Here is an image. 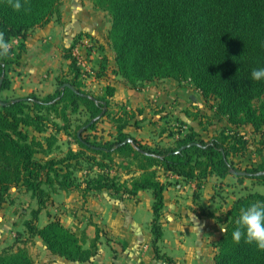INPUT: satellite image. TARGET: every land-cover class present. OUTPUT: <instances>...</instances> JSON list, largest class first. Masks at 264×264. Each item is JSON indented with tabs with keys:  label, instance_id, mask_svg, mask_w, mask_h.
Returning a JSON list of instances; mask_svg holds the SVG:
<instances>
[{
	"label": "trees",
	"instance_id": "trees-1",
	"mask_svg": "<svg viewBox=\"0 0 264 264\" xmlns=\"http://www.w3.org/2000/svg\"><path fill=\"white\" fill-rule=\"evenodd\" d=\"M91 3L110 17L106 41L113 53L115 75L138 91L165 79L189 83L207 105L212 104L208 107L228 127L207 141L190 130L169 146H150L132 138L124 130L132 123L139 128V121L135 120V111L121 106L113 112V86H105L100 96L84 91L85 69L73 54L76 46L86 40L98 53V65L93 69L96 80L106 75L109 63L102 45L89 34H79L64 54L69 76L59 79L54 93L43 97L34 93L23 98L0 96V209L10 201L12 189H23L37 204L15 241L0 250V264H35L27 247L35 238L41 239L50 254L70 262L85 263L96 257L100 229L88 240L85 235L78 237L58 218L49 216L42 227L38 220L58 192L78 193L85 202L102 190L121 197L136 196L140 191L152 194L150 233L154 256L156 260L174 264L158 247L163 235L160 219L166 188L159 180L160 171L173 173L185 182L195 181L197 189L209 177L223 180L228 176H233L240 185L249 180L262 187V192L243 187L245 193L235 198L223 217L213 216L226 229L214 246L213 264H264V251L258 250L255 243H245L243 238L238 244L232 240L240 210L264 202V162L244 168L234 162L235 157H244L249 150L246 134L240 131L242 127L250 126L253 133L263 137L264 80H253L251 72L264 68V0H91ZM21 4L16 11L8 0H0V32L9 42L19 41L16 51L11 48L7 56L0 57V93L10 88L9 65L17 63L30 34L53 19L56 22L61 19L62 0H21ZM82 110L88 119L76 136L79 149H69L62 158L51 156L56 136H38L50 126L55 128L49 116L67 125L68 114ZM104 118H108L115 131L110 139L94 135V140H90L83 136L87 131L96 132ZM65 129L68 131L69 126ZM178 131L181 133V128ZM127 139L132 143H127ZM115 157L128 167V178L120 180L109 173ZM83 159L98 172L78 176L76 171Z\"/></svg>",
	"mask_w": 264,
	"mask_h": 264
},
{
	"label": "crops",
	"instance_id": "crops-1",
	"mask_svg": "<svg viewBox=\"0 0 264 264\" xmlns=\"http://www.w3.org/2000/svg\"><path fill=\"white\" fill-rule=\"evenodd\" d=\"M92 7V3V10L83 8L81 4L72 8L70 6L65 13L62 11V25L51 21L30 34L17 63L9 65L7 77L10 80V88L2 92L5 98H23L32 93L43 97L54 93L57 80L62 76H69L68 61L64 59L65 50L72 45V37L85 33L104 47L109 63L106 75L96 80V87L101 93L95 96H100L105 86L111 85L115 90L112 102L123 105L130 111H135L136 107L144 109L142 115L136 113L135 116V120L139 121V128L132 123L124 130L132 138L150 146H169V143H164L171 141L173 144L176 138L190 130L195 131L200 139L207 141L217 131L228 127L211 108H206L208 105L200 92L189 83L186 86L193 87V94L188 92L184 83L172 79L147 84L139 91L131 89L123 80L122 82L114 74L112 51L111 55L106 51L110 17L104 19V14H107L95 11ZM99 14L102 16L101 20L98 18ZM11 43L16 51L19 41L13 40ZM93 55L94 59H99L98 54L93 52ZM107 79L109 83H106ZM199 108H204L209 113L205 112L199 117ZM148 113L153 118L148 117ZM203 117H206L208 122H202ZM149 120L154 128L149 125ZM219 122L223 123L222 126ZM241 129L250 145L244 157L234 158L235 163L244 161L251 153L250 137L255 139V144L258 142V134L253 133L250 126ZM262 162L264 160L248 164L246 161L242 168L257 166ZM158 177L166 184L164 210L160 219L163 235L158 243L159 249L169 256L174 264H213L216 252L214 246L223 234L221 230L224 229L213 216L223 217L236 198L233 194L223 198L225 192L219 195L217 188L218 185L223 186V182L228 185L234 181L236 183V179L233 176L223 180L209 177L201 188L197 189L195 181L185 182L173 173L165 174L160 171ZM10 199L11 201L3 204L0 209V250L14 242L16 234L23 231V222L29 219L30 212L37 207L36 201L23 189H12ZM152 203L153 197L149 191H140L136 196L121 197L108 190H102L85 202L78 193L58 192L51 197L47 209L40 213L38 225L42 227L50 217H55L78 237L85 235L88 240L94 238L98 228L101 230L99 253L89 262H70L50 254L41 239L35 238L27 246L29 254L35 264H166L156 260L151 243Z\"/></svg>",
	"mask_w": 264,
	"mask_h": 264
},
{
	"label": "rangeland",
	"instance_id": "rangeland-1",
	"mask_svg": "<svg viewBox=\"0 0 264 264\" xmlns=\"http://www.w3.org/2000/svg\"><path fill=\"white\" fill-rule=\"evenodd\" d=\"M90 2H91V0H62L61 19H60L59 22L54 21V19L52 21H54V23H57L58 25H62V18H63L62 11H63V13H65L66 10L69 9L70 6L72 8V7H74V5H78V4H81L82 7L86 8L87 10H92ZM92 8L95 11H98V12H101V13L103 12L101 10H98V9L94 8V7H92ZM87 13H89V12H87ZM107 16H108V14L107 15L104 14L103 18L104 19H108ZM101 17L102 16L100 15L98 18L101 20L102 19ZM78 35L79 34H77L74 37H72V40L76 39V37ZM76 48H77V50H75V54H76L80 64L85 69V73L84 74L86 75V79H84V84H85L84 91L88 92V93H90L92 95H99L101 92L98 90V87H96L97 86V83H96L97 81H96V77H95L96 74H94V73H96V71L93 70V69L97 68L98 60L94 59L92 57V56H94L93 52H95L96 54H98V53L95 51L94 48H90L89 45H84L83 42L78 44L76 46ZM106 49H107L106 50L107 53L111 55V49L109 48V46H107ZM65 77L66 76H62L60 78V80H63ZM117 77L122 81V79L119 76H117ZM111 81H114V79H111ZM58 83H59V80H57V82H56V89H58V87H59ZM106 83H109L108 79L106 80ZM186 84H188V83H184V86H186ZM189 85L186 86V88L189 90L188 92L191 91V94H193V92H195V91H194L193 87H189ZM135 91H138V90H135ZM2 92L0 93V96H1V98L4 99L5 97L2 94ZM119 106L120 105L118 103H115L113 101V103H112L113 112L118 111ZM208 106H212V104L208 103ZM208 106H206L207 109H208ZM121 107H123V105ZM145 107H149V106H145ZM155 108L158 110L157 107H155ZM150 109L151 110H149V111L151 112L152 108H150ZM134 110H135V113H138L140 111L144 112V109L142 107H136V109H134ZM205 112H206V114L209 113L204 108H199L197 114L200 115L199 117H201L202 114H204ZM68 115H69V117H68L69 119H68V123H67V125L69 126V130L68 131L66 129L64 130L65 126H67L65 122H63V121H61L59 119H55L53 116H49L51 122L53 124H56L55 128L53 126H50L46 133L38 135L40 138H44L45 136H47L49 134H52V135L56 136L57 142L55 143V147H54V149H53V151L51 153V156H54L56 158H62L67 153V151L69 149H71L73 151H77L79 149V147H78V145L76 143V136H77L78 133L81 132V129L79 130V127H81V125L88 119L87 114L83 110L81 112H79V113H76V114H72L71 113V114H68ZM140 115H142V113H139V116ZM146 115L148 117H152L150 115V113H148ZM155 117H157V115H155ZM145 118H147V117H145ZM202 119H203L202 122H205V123L208 122L206 120V117H203ZM108 122H109L108 118H104L103 122L99 123L98 129H97L96 132L87 131V132H85L83 134V136L84 137H88L90 140H94V135H96L98 138H103L104 140L110 139V136L112 134H114L115 131H114V128L111 127V124L108 123ZM219 123H220V126H222L223 123L222 122H219ZM149 125H151L154 128L153 124L151 123V120H149ZM216 126L218 127L217 124H216ZM200 129H201V127H200ZM241 130H243V129H241ZM261 132H263V137L260 138V136L257 135L258 142L256 144L254 142L255 139L250 137L251 148H252L251 153L248 154L247 158H244L245 159L244 161H241V162L239 161L240 164L238 163L237 164L238 166L243 167L245 165L244 162H246V161L249 162L248 164H250V163L253 164V163H257V162H260V161L264 160V151H263L264 150V143H263L264 142V128H263V130ZM168 143H169V145L172 144L171 141H168V142H166L164 144H168ZM109 166H110L109 173L112 176H116L120 180L128 178V176H129L128 173H127L128 172V167L126 166L125 163H122L121 159L115 157L114 158V164H110ZM86 172H88L89 175H94V174H96L98 172V169L95 166L94 167L91 166L89 162H86V160L83 159L82 162L79 165V169L76 171V174L78 176H80L81 174H86ZM221 184H223V186H225V187L223 188V186H219L218 185L217 192L219 193V195L222 192H225L224 195H222L223 198H224V196H225V198L231 197L230 194H233V195H235V197H238L240 194L245 193L244 188L251 189V190H254V191H260V192L263 191L262 187L251 184V181H249V180H245L244 183L241 184V185L238 184V183H235V181H234V183H232L230 185H228V183H226V182H223ZM232 187H234V189H232ZM18 192L20 194V191H18ZM217 192H216V194H217ZM219 197H221V196H219ZM10 201H11V199H10ZM35 204H36V202H35ZM28 246H29V244H28ZM32 256H33V254H32Z\"/></svg>",
	"mask_w": 264,
	"mask_h": 264
},
{
	"label": "clouds",
	"instance_id": "clouds-1",
	"mask_svg": "<svg viewBox=\"0 0 264 264\" xmlns=\"http://www.w3.org/2000/svg\"><path fill=\"white\" fill-rule=\"evenodd\" d=\"M8 3L16 11L22 7L21 0H8ZM12 46L13 44L0 32V57L7 56ZM251 78L255 81L264 80V68L253 69ZM235 223L237 226L232 232L234 243L238 244L243 238L245 243H255L258 250L264 251V202L258 201L247 208H242Z\"/></svg>",
	"mask_w": 264,
	"mask_h": 264
},
{
	"label": "water",
	"instance_id": "water-1",
	"mask_svg": "<svg viewBox=\"0 0 264 264\" xmlns=\"http://www.w3.org/2000/svg\"><path fill=\"white\" fill-rule=\"evenodd\" d=\"M65 86L66 87H68V88H70L71 90H74V88H72V86H70L69 84H65ZM76 93H78V91H76V90H74ZM126 142L127 143H132V141H131V139H127L126 140ZM178 151H180V150H178ZM231 174H233V175H239V174H241L240 172H232ZM224 232V231H223Z\"/></svg>",
	"mask_w": 264,
	"mask_h": 264
},
{
	"label": "built area",
	"instance_id": "built-area-1",
	"mask_svg": "<svg viewBox=\"0 0 264 264\" xmlns=\"http://www.w3.org/2000/svg\"><path fill=\"white\" fill-rule=\"evenodd\" d=\"M83 44H84V45H88V42L85 40V41H83ZM75 50H77V48L74 49L73 54H74V56L77 58V56H76V54H75ZM77 60H78V58H77ZM78 63H79V65H80L81 67H83V66L80 64L79 60H78Z\"/></svg>",
	"mask_w": 264,
	"mask_h": 264
}]
</instances>
